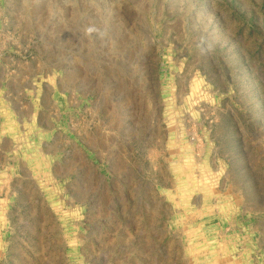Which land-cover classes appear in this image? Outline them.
I'll use <instances>...</instances> for the list:
<instances>
[{"label": "rangeland", "instance_id": "rangeland-1", "mask_svg": "<svg viewBox=\"0 0 264 264\" xmlns=\"http://www.w3.org/2000/svg\"><path fill=\"white\" fill-rule=\"evenodd\" d=\"M0 264H264V0H0Z\"/></svg>", "mask_w": 264, "mask_h": 264}, {"label": "crops", "instance_id": "crops-1", "mask_svg": "<svg viewBox=\"0 0 264 264\" xmlns=\"http://www.w3.org/2000/svg\"><path fill=\"white\" fill-rule=\"evenodd\" d=\"M0 123H1V121H0ZM1 125V124H0Z\"/></svg>", "mask_w": 264, "mask_h": 264}]
</instances>
